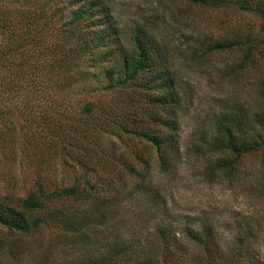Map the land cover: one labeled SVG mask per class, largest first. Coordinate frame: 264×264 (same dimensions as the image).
I'll list each match as a JSON object with an SVG mask.
<instances>
[{
	"label": "rangeland",
	"instance_id": "rangeland-1",
	"mask_svg": "<svg viewBox=\"0 0 264 264\" xmlns=\"http://www.w3.org/2000/svg\"><path fill=\"white\" fill-rule=\"evenodd\" d=\"M71 1L9 0V4L30 2L37 7L49 2L52 7L69 8V19ZM99 1L109 6L127 52L133 51L132 36L137 30L149 35L158 50L156 68L171 79L180 99L174 134L178 152L172 157V169L160 172L154 149L145 140L111 126L102 136L103 145H115L120 157L116 161L107 157L102 168H96L102 170L98 175L104 186L96 200L100 209L89 203L59 205L85 217L76 229L67 230L54 222V215L39 211L25 214L30 224L45 220L27 234L0 224V264H88L113 255L114 264H203L206 252L192 237H203L205 232L210 235L212 264H264V146L238 158L230 174L219 165L233 162L235 156L212 146V141L222 140L217 134L219 121L232 126L238 145L250 147L264 140V22L239 9L235 0L208 5L183 0ZM251 4L257 11L262 9L255 1ZM248 40L255 44L251 65L242 63ZM231 43L239 44L213 49ZM108 66L103 64L102 69ZM142 75L138 80L150 86L147 96L135 88L92 94L104 80L90 81L91 85L71 86L76 94L47 101L52 106L44 116L53 121L51 128L56 121L72 123L83 103L91 101L110 106L107 113L129 128L167 135V129L152 123L165 120L166 110L151 102L165 92L152 83L154 73ZM136 111L142 113L140 122L132 121L138 118ZM127 113L134 114L131 121L121 118ZM36 116L18 119L13 152L0 142V197L10 190L13 196H23L38 173L63 185L81 175L77 164H61L58 154L50 158L44 149L35 157L28 151L29 140L39 142L40 134L50 135L40 133L43 121ZM238 124L240 129L235 128ZM60 145L52 152L58 153ZM127 163L135 166L134 174L120 166ZM145 165L148 174L138 176ZM89 178L91 183L97 179L92 174ZM84 235L89 244L85 245Z\"/></svg>",
	"mask_w": 264,
	"mask_h": 264
},
{
	"label": "trees",
	"instance_id": "trees-1",
	"mask_svg": "<svg viewBox=\"0 0 264 264\" xmlns=\"http://www.w3.org/2000/svg\"><path fill=\"white\" fill-rule=\"evenodd\" d=\"M183 1L191 4H216L215 0ZM254 1L257 6L264 8V0H235V4L239 9L255 14L264 22V11L254 9L251 4ZM16 3L9 4V0H0V142L6 143L5 147H9L8 151L13 152L18 119L26 121L32 113H36V120L43 121L38 130L40 133L45 132L50 135L43 136L38 133L40 141L29 140L28 151L35 157L37 152L44 149L45 154L50 158L53 153L54 156L58 154L62 159L61 164H77L81 175L73 177L71 183L63 185L62 182L52 183L46 173H38L29 191L23 196H13L11 190L6 192L0 197V224L10 231L27 234L38 224L45 223V220L39 218L30 224L25 214L39 211L54 215V222H61L67 230L76 229L75 226L85 223L83 221L85 217L70 213L67 208H60L59 205L69 202L79 205L89 203L94 204L97 210L100 209L96 200H99L98 193L102 194L99 188L104 189V186L102 177L98 175L102 170L97 171L96 168L99 169L100 165L106 162L107 157L112 161L120 157V154L115 153V145L109 147L103 145L102 136L105 137L108 128L115 126L131 137L145 140L154 149L160 172L168 173L172 169L174 152H178V143L174 134L178 128L175 117L179 111L180 99L175 94L171 79L162 76L156 68L158 50L149 35L137 30L132 36L133 51L127 52L120 41L110 8L102 1H71L73 7L69 19H66V13L70 9L66 7H52L49 2L48 5L39 4L37 7L30 2L23 5ZM248 42H245L248 51L242 63L251 65L254 62L251 53L255 44L251 40ZM236 44L239 43L219 44L213 49L220 51L224 48H232ZM103 64L109 66L102 69ZM92 68H97L98 71L91 73ZM146 72L154 73L152 83L165 92L162 97L151 102L166 110L168 117L165 120L153 119L152 123L156 128L161 126L167 129V135H156L153 133L154 129L146 131L129 128L126 123L116 121L114 116L107 113V108L110 106L91 101L83 103L78 114L79 118L72 123L61 124V121H56L52 125L54 128H51L49 124L53 121L48 119L47 114L44 116L52 106L45 104L47 101L54 99L55 96L67 97L69 94H76L77 92L70 90L73 89L71 86L80 83L91 85L90 81L97 83L104 80L103 86L94 87L92 94L122 92L135 88L147 96L150 90L149 84L138 80ZM137 98L140 99L141 96ZM131 114L127 113L121 118L131 121ZM134 114L138 117L142 113L136 111ZM95 116L99 119L95 120ZM139 118L132 121L140 122ZM216 126L217 134L222 136V140L212 141L214 143L212 146L221 151H228L236 158L233 162L220 163V170L228 174L234 171L238 158L255 148L264 146V140L253 142L250 147L238 145L235 142L232 126H226L221 121L217 122ZM241 127L242 125L238 124L235 128ZM58 143L61 144L57 147L60 151L52 152ZM120 166L129 175L135 173V166L131 163ZM90 174L97 178L92 183ZM136 174L140 177L147 175V166L143 167L142 174ZM101 197L103 198L102 195ZM82 238L85 239V245L89 244L87 235ZM209 238L208 232L200 238L192 237V240L201 245L206 252L207 257L203 264H212L211 258H208ZM113 256L112 259H102V257L97 260L91 259L88 264H114ZM144 264L151 263L148 261Z\"/></svg>",
	"mask_w": 264,
	"mask_h": 264
}]
</instances>
